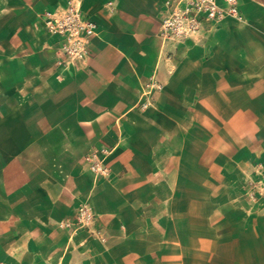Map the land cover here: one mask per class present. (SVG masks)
Returning a JSON list of instances; mask_svg holds the SVG:
<instances>
[{"label": "crops", "instance_id": "crops-1", "mask_svg": "<svg viewBox=\"0 0 264 264\" xmlns=\"http://www.w3.org/2000/svg\"><path fill=\"white\" fill-rule=\"evenodd\" d=\"M68 1L0 0V64H26V107L0 114V264H264L242 189L264 163V11L178 40L167 0H73L99 33L64 72L39 14Z\"/></svg>", "mask_w": 264, "mask_h": 264}, {"label": "built area", "instance_id": "built-area-1", "mask_svg": "<svg viewBox=\"0 0 264 264\" xmlns=\"http://www.w3.org/2000/svg\"><path fill=\"white\" fill-rule=\"evenodd\" d=\"M228 16L244 20L239 0H167L163 31L167 36L183 40L191 32L204 27L206 22L218 23ZM39 18L49 33L61 37V64L87 60L91 38L99 33L98 24L88 19L75 1L69 0L62 8L45 10ZM109 153L107 149H94L86 155L96 177L108 175L105 159ZM245 175L251 197L264 199V163H257L253 171ZM93 216L88 204H83L79 209L78 222L89 225Z\"/></svg>", "mask_w": 264, "mask_h": 264}, {"label": "rangeland", "instance_id": "rangeland-1", "mask_svg": "<svg viewBox=\"0 0 264 264\" xmlns=\"http://www.w3.org/2000/svg\"><path fill=\"white\" fill-rule=\"evenodd\" d=\"M239 2H240L241 10L244 14V20L242 21L235 20L233 26L231 27L238 28V29H246L248 27H251L250 25L251 23L248 22L249 18L253 17L254 15H256L257 17L258 15L262 14V12L264 11V4L262 2H259L258 0H239ZM221 21L218 23L208 21L206 22L204 28H206L207 30H211V31L215 30L221 24ZM52 65L53 66L50 69H47L46 71L47 75L51 77L55 76L57 73L55 71L56 64H52ZM63 65L65 69L63 71L66 72L67 70H70V69L66 70V68H69V66L72 65V63L63 64ZM2 72H6L5 75H1ZM0 76H5V77L9 76L15 79V86H11V84H9V87H8L6 86L5 82H3L4 84L0 86V90H1L0 91V114H1V109L9 108V109L17 110V109L23 108L26 105V100L24 101L22 99L23 95H26L24 94L26 93V87L23 84L17 83V82H20L24 77H26V64L19 63V62H16L14 64H9V65L0 64ZM8 88H9V92H7ZM7 119L8 118L4 116L2 117L0 115V126L6 124ZM9 119H13L14 125H18L22 123V121L19 120L21 118H18V117L9 118ZM4 135L5 134H2L0 131V142L4 140L2 139ZM6 153H7V148H0V158L5 156ZM249 187L250 186H249L247 179H244V181L242 182V189L245 191V195H247V197L250 200H252L254 204L264 209V199L261 197H257L256 199L252 198L248 192L250 189Z\"/></svg>", "mask_w": 264, "mask_h": 264}, {"label": "trees", "instance_id": "trees-1", "mask_svg": "<svg viewBox=\"0 0 264 264\" xmlns=\"http://www.w3.org/2000/svg\"><path fill=\"white\" fill-rule=\"evenodd\" d=\"M258 1H260V2L264 3V0H258Z\"/></svg>", "mask_w": 264, "mask_h": 264}]
</instances>
